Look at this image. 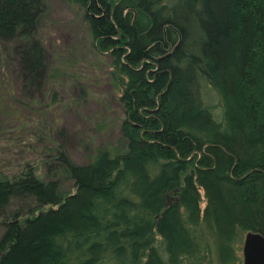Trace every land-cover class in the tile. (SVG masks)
I'll return each mask as SVG.
<instances>
[{"label":"trees","instance_id":"1","mask_svg":"<svg viewBox=\"0 0 264 264\" xmlns=\"http://www.w3.org/2000/svg\"><path fill=\"white\" fill-rule=\"evenodd\" d=\"M69 1L127 148L74 164L57 116L22 117L18 81L31 113L62 103L68 74L42 41L47 1L0 0V139L15 147L0 154V264H241L246 234L264 235V0Z\"/></svg>","mask_w":264,"mask_h":264},{"label":"rangeland","instance_id":"2","mask_svg":"<svg viewBox=\"0 0 264 264\" xmlns=\"http://www.w3.org/2000/svg\"><path fill=\"white\" fill-rule=\"evenodd\" d=\"M46 1L47 9L40 19V34L46 45L48 59L56 67L66 70L68 74L60 83V87L57 86L62 103L52 109H45L41 107L40 102L35 106V110L29 113L30 108L22 105V102L31 104L37 94L33 89L28 90L32 96L26 98L27 92L22 91L18 81L15 87L17 99L21 104L18 102L16 106H22L20 110L22 117L31 114V118L40 126L47 124L46 120L49 121L47 117L52 120L57 116L60 119L56 122L57 125L58 122L60 123L59 128L65 126L68 129L66 147L74 164H87L100 145L113 143L117 150H126L127 143L120 131V119H123L124 112L119 104L118 95L109 85V76H106L108 66L104 65V59L97 56L92 47L90 32L83 19L82 10H78L69 0ZM2 68L4 71L0 72V77L3 73H6L8 77L10 74L5 65ZM82 88L85 91L84 97L80 95ZM104 122L108 128L105 131H99L97 124ZM1 135L8 142L0 139V154L3 151L2 145L6 142L4 150L10 155L15 148L10 143L11 136L7 137L3 133ZM27 142L28 140H25L24 143ZM41 173L44 174V172ZM68 181L66 180L63 184L66 192L73 190H71L72 184ZM202 194L201 205L204 209L206 199L205 194L203 192ZM15 205L18 206L19 203ZM241 257V264H243V253Z\"/></svg>","mask_w":264,"mask_h":264},{"label":"water","instance_id":"3","mask_svg":"<svg viewBox=\"0 0 264 264\" xmlns=\"http://www.w3.org/2000/svg\"><path fill=\"white\" fill-rule=\"evenodd\" d=\"M167 205L171 204L173 195L168 194ZM243 264H264V235L248 232L243 244Z\"/></svg>","mask_w":264,"mask_h":264}]
</instances>
